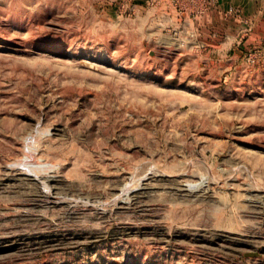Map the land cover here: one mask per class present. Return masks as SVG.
Instances as JSON below:
<instances>
[{"label":"rangeland","instance_id":"obj_1","mask_svg":"<svg viewBox=\"0 0 264 264\" xmlns=\"http://www.w3.org/2000/svg\"><path fill=\"white\" fill-rule=\"evenodd\" d=\"M0 264H264V0H0Z\"/></svg>","mask_w":264,"mask_h":264},{"label":"bare ground","instance_id":"obj_2","mask_svg":"<svg viewBox=\"0 0 264 264\" xmlns=\"http://www.w3.org/2000/svg\"><path fill=\"white\" fill-rule=\"evenodd\" d=\"M28 157V156H27ZM23 162V161H22ZM21 163V162H20ZM40 165V164H39Z\"/></svg>","mask_w":264,"mask_h":264}]
</instances>
